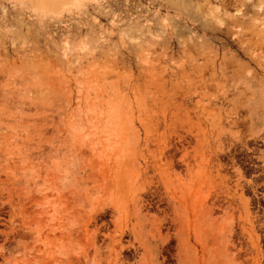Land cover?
<instances>
[{"label":"rangeland","instance_id":"1","mask_svg":"<svg viewBox=\"0 0 264 264\" xmlns=\"http://www.w3.org/2000/svg\"><path fill=\"white\" fill-rule=\"evenodd\" d=\"M0 264H264V0H0Z\"/></svg>","mask_w":264,"mask_h":264},{"label":"bare ground","instance_id":"2","mask_svg":"<svg viewBox=\"0 0 264 264\" xmlns=\"http://www.w3.org/2000/svg\"><path fill=\"white\" fill-rule=\"evenodd\" d=\"M65 1L66 0H34V2H36L39 6H45V5H48L49 4V5H53V6H56V7H61V6L65 5Z\"/></svg>","mask_w":264,"mask_h":264}]
</instances>
